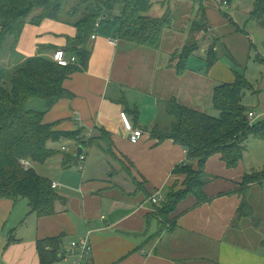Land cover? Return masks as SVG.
I'll return each instance as SVG.
<instances>
[{"label": "crops", "instance_id": "obj_1", "mask_svg": "<svg viewBox=\"0 0 264 264\" xmlns=\"http://www.w3.org/2000/svg\"><path fill=\"white\" fill-rule=\"evenodd\" d=\"M254 2L233 0L225 7L224 0H207L211 34L228 51L208 71L206 54L212 36L202 31L196 35L200 49L191 57L188 69L178 73L175 55L190 40L191 24L199 9L187 0H175L174 30L164 36L170 43L158 53L126 47L130 55H119V41L117 46L104 37L92 41L87 67L64 84L73 97L60 101L50 111L46 105L40 109L47 111L46 122L56 123L59 131H81L86 139L98 136L100 130L107 131L118 160L101 148H83L86 161L68 170L63 167L64 155H75L83 146L68 139L55 143L57 147L50 144L60 154L37 170L49 178L43 169L51 167L52 171L57 164L62 175L59 180L49 179L62 185L57 193L63 201L57 203L54 216L40 218L26 200H0V264H42L38 243L57 238H61L58 264H72L64 261L70 244L89 232L92 255L85 264H264V241L250 228L249 219L238 221L242 197L237 192L248 174L242 169L243 161L229 169L220 155L211 157L205 171L214 179L205 193L213 200L197 205L191 196L183 201L171 215L175 228L157 239L151 237L158 234L160 223L150 218L156 208L149 201L156 190L182 188L185 181V176L175 175L174 169L187 160L186 149L172 140L159 143L152 138L153 129L169 128L175 122L167 110L168 100L176 98L188 108L207 113L216 83L232 84L240 72L254 85L256 93L251 94L258 95V106L250 111H255L260 120L264 118V65L258 62L264 59V29L252 22L250 31L238 30L245 31L251 24L248 17ZM180 11L182 16L177 18ZM152 12L162 17L165 8L158 5ZM76 34L75 27L51 20L40 26L28 25L15 52L10 43L4 62L13 67L35 56L52 60L53 54L64 50ZM199 53L201 57L197 58L206 63L204 69L191 66L192 58ZM253 53L257 56L254 61ZM133 58L139 64L130 61ZM252 68L256 84L250 80ZM122 112L143 131L138 144L127 139ZM121 162L129 172L122 169Z\"/></svg>", "mask_w": 264, "mask_h": 264}, {"label": "trees", "instance_id": "obj_2", "mask_svg": "<svg viewBox=\"0 0 264 264\" xmlns=\"http://www.w3.org/2000/svg\"><path fill=\"white\" fill-rule=\"evenodd\" d=\"M71 1L0 0V200H26L32 212L40 218L54 216L57 203L63 201L52 188L53 182L37 170L60 154L51 149L50 144L63 139L76 140L84 149L98 147L113 160H118L107 131L100 130L98 136L89 140L79 139L81 131H59L56 123L46 122L47 111L60 101L73 97L64 84L74 73L87 67L92 55V41L104 37L159 52L166 32L174 29L172 0H78L76 7L64 16ZM187 1L199 9L191 24L190 40L175 55L180 75L188 69L191 57L200 49L196 35L211 28L206 16L207 0ZM225 1L229 4L233 0ZM254 3L251 20L264 29V0H255ZM158 4L165 8L162 17L154 16L152 12ZM46 20L76 28V37L69 38L64 50L78 58L79 66L62 67L41 56L30 57L13 67L7 66L4 57L10 43L11 51L15 52L26 26H40ZM238 30L245 33L240 28ZM224 51L228 54L226 48ZM206 55L208 71L219 62L221 52L211 44ZM258 62L264 65V59H258ZM248 92L254 93L255 87L240 72L234 83L216 86L212 106L219 112V117L188 108L176 98L167 101L168 113L175 122L169 128L153 129L152 138L159 143L172 140L186 149L187 160L174 169V174L185 176V181L182 188L175 186L165 192L166 200L161 206L153 205L156 212L150 218L158 220L160 228L151 239L175 228L176 221L171 215L189 197H195L197 205L213 200L205 193V187L214 179L205 171L211 157L220 155L229 169L236 168L248 152L251 139L264 141V118L250 126L248 116L251 109L243 104ZM38 99L46 103V112L28 110L27 105ZM76 154L64 155L65 169L78 164ZM22 160L30 161L33 167L24 168ZM255 182L264 188V170L244 177L237 192L242 197L238 221L253 218L252 211L247 208ZM60 244L61 238L38 243L42 264L60 262L57 253Z\"/></svg>", "mask_w": 264, "mask_h": 264}, {"label": "rangeland", "instance_id": "obj_3", "mask_svg": "<svg viewBox=\"0 0 264 264\" xmlns=\"http://www.w3.org/2000/svg\"><path fill=\"white\" fill-rule=\"evenodd\" d=\"M179 1L180 0H176L177 3ZM77 2H78V0H72L69 3V5H67V7L65 9L66 11L64 13V16L66 15L67 12H70V10H73L76 7ZM174 4H175V0H172L171 3H170V6L174 7ZM158 5H156V6H158ZM249 15L250 16L248 17V22H250L251 24L249 25V27H247V29L244 27L246 29L245 32H248V31L251 30L249 28L252 27L251 26V25H253L252 22H254V21L251 20V13ZM181 16H182V12L180 11V12L177 13V18L181 17ZM64 18L68 19L67 17H64ZM173 30H168L167 32L173 31ZM202 33H205V34H209L210 33V36H212L210 29H209L208 32L207 31H203ZM199 35H201V34H199ZM202 36L205 37L204 34H202ZM212 37H213V39H211L209 48L207 47V51L210 49V46L212 44L213 47H215L216 49H218L221 52V55H220L221 57L225 56V51L223 49V45H221V43L219 41H215L214 42L215 39L217 40L216 36H212ZM167 39L169 40V38H167ZM169 43H170V41H169ZM169 43H167L166 40H164L162 47L166 48L167 45H169ZM172 44H171V46L173 48H175L174 42H172ZM126 47L127 48H131L132 47L131 48L132 51H137V50L143 49V48H140V47H137V46H133V45H130L128 43L120 41L119 55H121V54L130 55L131 52H130V50H127ZM145 51L151 52V50H145ZM152 52L158 53L156 51H152ZM135 53H136V55H138L137 52H135ZM252 56H253L252 57L253 61H254V59H257V56H255V53H253ZM197 57H201V54L199 53V54L196 55L195 58H192L191 66H195L197 69H200V68L204 69V67L206 66V63L202 62V60L200 58H197ZM130 61H134V62H137V64H139L138 60L136 58H133ZM137 64H135V66H134L135 71H138V69L136 68ZM177 67H179V62H177ZM127 68L130 69V66H129L128 63H127ZM254 74H255V71L252 68V70L250 72V80H252V82L254 84H256V82H257L256 80L257 79H254V81H253V75ZM220 84L221 83L217 82L215 86H218ZM256 99H258V95L257 94H251V92H248L246 97L244 98L243 104L246 107H248V108L256 109V106H258V104L255 103ZM45 105L46 104L44 103V101L38 99V100H33L31 103H29L27 105V108H28V110H31V111L43 112V111H41L40 106L42 108ZM206 110H207L206 112L209 115H211V116H214V117H219L220 116L219 112L216 111L211 104L209 105V107ZM258 120H260V118ZM89 139H91V137H89V138L87 137V140H89ZM60 144H62V143H60ZM55 146H56V144H55ZM248 147H249V151L245 154L243 162L241 163L242 164V169L247 171L246 173H248V174H254V173L262 172L264 170V142H262V141L260 142L259 140H252L251 142L250 141L248 142ZM120 164L122 166V169L124 168L123 170L125 172H129V168L125 166L126 165L125 163H124L125 165L123 163H120ZM51 169H52L51 167H46L43 170H47V176H49V178L59 180V176H61L62 173H58L57 164L54 166L52 171H50ZM72 169H73V172H78L76 170V168H72ZM258 182H255L257 184L255 186H253L251 194L249 195V204H250V206L247 208V210H251L252 213H253V218L249 219L250 228L257 235H259L258 238H259L260 241L261 240L264 241V188H262V186ZM247 220L248 219L246 218L245 221H247ZM262 252H264V251H262Z\"/></svg>", "mask_w": 264, "mask_h": 264}, {"label": "built area", "instance_id": "obj_4", "mask_svg": "<svg viewBox=\"0 0 264 264\" xmlns=\"http://www.w3.org/2000/svg\"><path fill=\"white\" fill-rule=\"evenodd\" d=\"M223 5L225 7H228V3L226 1L223 3ZM95 38L96 37L93 36V39ZM110 42L115 46L118 45V41L116 40L110 39ZM52 60L56 64L62 67H68L70 65L79 66L78 58L73 55H68L65 50L56 51L52 56ZM248 118L250 121V126H253V124L259 119V116L254 111H251L249 113ZM120 119H121V123L123 125L127 139L132 144H138L144 136L143 131L140 129H136L134 127L127 113L122 112L120 114ZM82 138L83 137L80 136L79 139H82ZM69 150H70L69 148L63 147L64 152L68 153ZM79 161L81 162L86 161V155L84 153L80 156ZM21 165L26 169L33 167V164L28 160H22ZM61 187L62 185H60L59 183H55V182L52 183V188L55 190L61 189ZM165 200H166V196H165V191L163 189L156 190L154 194L151 196V198L149 199L150 203L155 206H161L165 202ZM90 236H91V232H89L85 238L72 242L70 244L68 252L66 253L64 257V261L68 263H72V264H85L87 258L90 255H92V246L90 243Z\"/></svg>", "mask_w": 264, "mask_h": 264}, {"label": "water", "instance_id": "obj_5", "mask_svg": "<svg viewBox=\"0 0 264 264\" xmlns=\"http://www.w3.org/2000/svg\"><path fill=\"white\" fill-rule=\"evenodd\" d=\"M83 151H84V149H83V147H80L79 149H78V151H77V157H78V159L80 158V156L83 154Z\"/></svg>", "mask_w": 264, "mask_h": 264}]
</instances>
